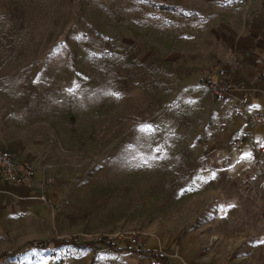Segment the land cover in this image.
Segmentation results:
<instances>
[{
    "label": "rangeland",
    "instance_id": "rangeland-1",
    "mask_svg": "<svg viewBox=\"0 0 264 264\" xmlns=\"http://www.w3.org/2000/svg\"><path fill=\"white\" fill-rule=\"evenodd\" d=\"M156 4L0 0V138L38 144L55 188L0 264H264V139L233 146L246 116L202 90L208 60L172 56L185 41L137 36Z\"/></svg>",
    "mask_w": 264,
    "mask_h": 264
},
{
    "label": "crops",
    "instance_id": "crops-1",
    "mask_svg": "<svg viewBox=\"0 0 264 264\" xmlns=\"http://www.w3.org/2000/svg\"><path fill=\"white\" fill-rule=\"evenodd\" d=\"M155 1L156 5L145 7L153 13L150 17L142 15L137 18L140 19V23L137 21L140 25L136 29L137 36L150 40L151 44L176 45L185 41L182 52L172 56H182L186 68L189 64L185 63L183 56H191L193 66L198 64L199 57H204L208 60L206 69L215 66L211 80L216 79L221 69L230 72L236 84L253 90L252 102L264 114L261 95L264 90V0ZM137 12L143 14L144 10L140 8ZM147 30L150 35L144 37ZM189 45L192 47H187ZM240 97V93H233L222 100L241 111L237 106ZM236 121L233 140L248 131L246 118ZM251 139L263 140L264 126L252 133ZM3 151L10 152L18 162L32 164L37 168L38 182H42L38 171V144L25 139L0 138V153ZM54 192V185H51L46 191V200L47 196L51 199ZM40 196L37 189L6 184L0 175V237L18 235L20 231H28L25 235H31L34 225L49 220V203ZM35 241L50 240L36 239L27 244ZM18 250L20 248L15 251Z\"/></svg>",
    "mask_w": 264,
    "mask_h": 264
},
{
    "label": "built area",
    "instance_id": "built-area-1",
    "mask_svg": "<svg viewBox=\"0 0 264 264\" xmlns=\"http://www.w3.org/2000/svg\"><path fill=\"white\" fill-rule=\"evenodd\" d=\"M202 90L218 98H226L233 93L241 94L237 101V106L246 115L248 131L245 134H240L233 141L234 147L244 146L247 140L251 138V134L264 126V114L252 102L253 91L246 89L243 85L236 84L230 72L222 70L219 74V79L205 83ZM262 96L264 101V91ZM0 175L6 184L13 187H28L39 190L40 197L44 201L46 200V191L52 184L51 179H45L39 183L34 166L30 163L18 162L8 151L0 153ZM130 238L133 245H139V240L135 235L130 236Z\"/></svg>",
    "mask_w": 264,
    "mask_h": 264
},
{
    "label": "trees",
    "instance_id": "trees-1",
    "mask_svg": "<svg viewBox=\"0 0 264 264\" xmlns=\"http://www.w3.org/2000/svg\"><path fill=\"white\" fill-rule=\"evenodd\" d=\"M161 8H167L168 6H165V5H159ZM242 53H245V52H242ZM51 244V241H35V242H32L30 243V245H32L33 247L37 248L38 250H43V249H47L49 247V245ZM100 244L104 245L105 247L107 248H110V249H117V250H120L122 248H119L116 246L115 243L113 242H108V241H104V242H100ZM15 252H18V251H15ZM14 253V252H12ZM8 253H4L0 256V258L2 259L4 256H6Z\"/></svg>",
    "mask_w": 264,
    "mask_h": 264
}]
</instances>
